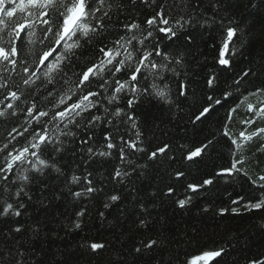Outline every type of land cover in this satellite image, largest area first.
<instances>
[{"label": "snow or ice", "instance_id": "1", "mask_svg": "<svg viewBox=\"0 0 264 264\" xmlns=\"http://www.w3.org/2000/svg\"><path fill=\"white\" fill-rule=\"evenodd\" d=\"M223 3L224 0H209L205 9V0H0V89H9L11 73H23L22 84L32 87L34 97L43 90L46 95L42 99L51 100L48 109L33 99L24 101L30 104L26 110H17L9 103L0 111V117L22 114L25 120L19 128L13 127L8 132L6 143H0V198H15L14 202L3 199L0 217H20L21 209L25 208L22 198L31 199V186L52 172L64 175L56 158L65 153L78 157L77 169L82 166L85 169L80 174L73 172L66 182L68 194L80 200L85 197L90 200L104 192V178L86 171L101 158L106 163L115 153L118 163L108 179L116 183L137 174L140 166L130 159L137 154L146 157L153 166L159 165L161 156H168L174 163L178 157L169 155L172 152L169 143L163 142L151 149L144 147L147 137L135 108L144 101H155L161 106L167 105L170 111L181 110L180 102L187 99L190 81L184 78L185 55L180 51L181 45L175 42L181 35L189 42L192 40L187 28L194 23L193 13L197 17L203 15V24L219 32L218 41L211 44L216 53L214 59L224 70L231 69L235 57L241 54L236 45L243 47L246 41L240 25L221 14ZM138 4L152 13L144 17L143 23L139 17L124 22L117 16L118 29L113 27L114 12L122 14L129 5ZM251 8L252 15L261 12L264 0H258ZM113 32L117 34L108 40L107 36ZM86 46L93 47L96 56L88 63L79 64V53ZM256 71L255 68L243 71L239 79L233 81L234 90L224 89L218 98L208 95L207 105L194 114L193 125L204 123L217 111V106L225 109L220 136L228 142L231 154L228 167L199 183L184 185V197L174 200L179 208L184 209L191 203L193 196L187 193L198 194L205 186L213 185L218 177L243 173L256 189L255 195L244 202V211L264 212V169L259 174L249 175L244 167L249 163L246 147L264 137V127L248 130L256 123V118L264 120V80L246 95H237L239 85ZM205 86L213 92L216 90L218 76L215 72L207 75ZM23 95L10 89L7 92L14 101H20ZM251 97H255V103L250 101ZM233 99L236 103L228 106ZM242 107L250 117L240 121L244 130L234 136L229 125ZM98 127L103 129L102 146L95 138ZM18 138L25 141L19 147L14 143ZM217 143L220 140L213 137L186 150L181 145L179 159L203 160ZM49 150L51 155L44 158L43 153ZM256 151L264 153V143H260ZM172 175L180 180L186 179L187 173L176 169ZM176 191L173 186L167 188L171 196ZM120 200L119 194L109 193L101 200V205L108 210ZM227 211L229 209H220L221 213ZM88 214L87 205L81 206L66 227L83 231ZM98 216L103 219L105 212H99ZM135 223L146 238L134 245L132 252L138 257L159 252L161 258L156 264H170L163 261L162 254L166 251L163 242L147 235L154 229L151 215L142 214ZM22 231L23 227L17 224L9 228L5 237L11 238L13 233ZM86 246L94 254L109 251V246L100 241L86 242ZM224 255V248H197L185 254L182 264H219ZM0 264H37V260L19 248L5 246L0 247ZM110 264H126V260L117 255ZM248 264H264V260L253 258Z\"/></svg>", "mask_w": 264, "mask_h": 264}, {"label": "trees", "instance_id": "2", "mask_svg": "<svg viewBox=\"0 0 264 264\" xmlns=\"http://www.w3.org/2000/svg\"><path fill=\"white\" fill-rule=\"evenodd\" d=\"M208 3L209 0H205V9L208 8ZM255 3H258V0H224L221 14L240 25L246 41L243 47L236 45L240 48L241 54L235 57L231 69L224 70L214 59L216 53L211 44L218 41L219 32L203 24L205 19L203 15L197 17L193 13L194 23L187 28L192 40L189 42L181 35L175 42L181 45L180 51L185 55L184 78L190 81L187 99L180 102L181 110L177 112L173 108L170 111L167 105L161 106L155 101H144L135 108L147 137L144 147L151 149L163 142L169 143L172 146L169 155L178 157L174 163L168 156H161L159 165L153 166L146 157L137 154L130 157L134 164L140 166L137 174H133L130 180L126 178L122 183H116L108 179L113 166L118 163L115 153L106 163L101 158L97 163L87 167L86 171L104 178V192L90 200L87 197L80 200L73 199L68 194L66 182L73 172L80 174L85 169L83 166L77 169L76 166L80 164L79 158L71 153H65L63 157L56 158L64 175L57 176L52 172L31 186L29 189L31 199L22 198L25 208L21 209L20 217L11 215L0 217V247L19 248L20 251L35 258L37 264H110L117 255L124 257L126 264H156L161 258V253H147L143 257H138L132 252L133 246L146 238L145 234L137 229L135 222L142 214H150L154 229L147 235L163 242L166 248L162 254L164 262L182 264L185 254L197 248L226 249V255L219 264H248L253 258L264 260V212L244 211V202L255 195L256 189L250 185L243 173L218 177L213 185L205 186L198 194L187 193L193 198L184 209L174 203L175 199L184 197L185 184L199 183L203 178L229 166L231 150L228 142L220 136L225 109L217 106V111L204 123L197 122L195 125L192 123L194 114H197L202 106L207 105L206 97L212 95L218 98L222 90H234L233 81L239 79L242 72L249 68H255L256 74L239 85L237 95L240 93L246 95L264 80V10L252 15L251 12L254 10L251 6ZM151 14L150 11H145L142 5L138 4L136 7L129 5L122 14L115 12L112 14L113 27L118 29L119 21L128 22L129 18L139 17L143 23L144 17ZM208 15H211V11ZM116 34V32L109 34L107 39L112 40ZM79 56V64H84L93 60L96 52L93 47L86 46L80 51ZM210 72H215L218 76V87L214 92L205 86L206 77ZM22 75L23 73L20 75L11 73L9 82L10 90L24 93L21 100L14 101L7 96L9 89H0V101H3L0 104V111L9 103L17 110H26L30 104L24 101L30 102L33 99H37L42 108H50L51 100L42 99L46 92L41 90L39 96L34 97L32 87L22 84ZM69 75L71 76V72ZM173 93L175 94V86ZM250 101L255 103V97H251ZM235 103L234 99L230 100L228 106ZM173 112L176 114L173 115ZM249 117L250 114L244 107L238 111L236 118L229 125L234 136L244 130L245 126L240 121ZM24 123L22 114L0 117V143L7 142V134L13 127L19 128ZM257 127H264V120L256 118V123L248 130L252 131ZM102 135L103 129L98 127L95 138L97 144L101 146ZM213 137L220 140V143H217L214 149H210L203 160L189 162L179 159L181 155L179 146H184L186 150L197 146L206 138ZM24 142L18 138V142L14 143L19 147ZM260 143H264V137L249 144L245 149L249 163L244 167L249 175L259 174L261 169H264V153L256 151ZM43 155L44 158H48L51 155L50 150L45 151ZM176 169L185 171L186 179H176L172 175ZM168 186L177 189L174 196L167 194ZM109 193L119 194L121 200L111 209L105 210L101 200ZM240 197L244 200H240ZM3 199L15 201L14 197H3L0 198V203ZM83 205H87L89 212L84 218L83 231L69 230L66 226L71 224L75 218V211ZM221 208L229 211L221 213ZM232 208H238L239 211L232 212ZM101 211L105 212L103 219L98 216ZM17 224L23 227V231L13 233L11 238L6 239L5 233ZM92 241L106 243L109 251L102 255L92 253L86 246V242Z\"/></svg>", "mask_w": 264, "mask_h": 264}]
</instances>
